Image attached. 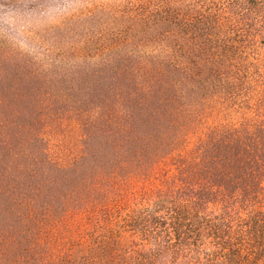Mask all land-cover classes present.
I'll return each mask as SVG.
<instances>
[{
    "label": "trees",
    "instance_id": "trees-1",
    "mask_svg": "<svg viewBox=\"0 0 264 264\" xmlns=\"http://www.w3.org/2000/svg\"><path fill=\"white\" fill-rule=\"evenodd\" d=\"M10 75L0 264H264V0H0Z\"/></svg>",
    "mask_w": 264,
    "mask_h": 264
},
{
    "label": "rangeland",
    "instance_id": "rangeland-1",
    "mask_svg": "<svg viewBox=\"0 0 264 264\" xmlns=\"http://www.w3.org/2000/svg\"><path fill=\"white\" fill-rule=\"evenodd\" d=\"M36 81L31 80L30 78H27L25 80L21 78L14 79L11 75L8 79H2L0 81V88L3 89V92H6L8 95L10 94V97L8 96V103L14 102L12 98H15L19 103V108H17L18 111L26 110L28 106H25L21 104L23 101V97H29L28 99L31 100L33 98V91H40L43 90L44 86L39 84L36 86ZM56 88V87H54ZM55 91V89H54ZM2 92V91H1ZM33 102V99L32 101ZM4 150L0 148V162H4V158L1 155Z\"/></svg>",
    "mask_w": 264,
    "mask_h": 264
}]
</instances>
